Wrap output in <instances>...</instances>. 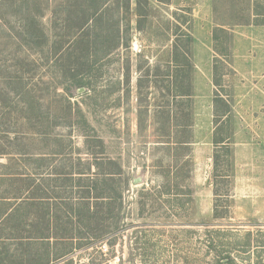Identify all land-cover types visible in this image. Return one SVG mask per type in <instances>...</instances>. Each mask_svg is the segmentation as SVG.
Listing matches in <instances>:
<instances>
[{
    "label": "rangeland",
    "instance_id": "rangeland-1",
    "mask_svg": "<svg viewBox=\"0 0 264 264\" xmlns=\"http://www.w3.org/2000/svg\"><path fill=\"white\" fill-rule=\"evenodd\" d=\"M64 1L0 0V172L99 151L128 181L114 243L53 264H264V0Z\"/></svg>",
    "mask_w": 264,
    "mask_h": 264
},
{
    "label": "trees",
    "instance_id": "trees-1",
    "mask_svg": "<svg viewBox=\"0 0 264 264\" xmlns=\"http://www.w3.org/2000/svg\"><path fill=\"white\" fill-rule=\"evenodd\" d=\"M130 1L126 0L127 10H130ZM78 2L85 24L94 16L102 18L108 7L107 0H65L63 8L72 12ZM85 24L79 26V30ZM187 96L190 97L191 92ZM226 104L228 114L230 107ZM228 138L214 142L222 144ZM57 140L60 141L59 137L53 141ZM5 153L0 152V155ZM64 153L58 149L49 154L55 160ZM91 154L96 155L100 161L97 162L100 172L96 178L91 177L90 172L93 162L80 156L75 157L72 151L64 154L63 165L50 173L53 176L50 182L44 178V172L39 171L48 162L44 154L33 159L27 158V163L24 161L28 172L15 169L17 163H1L8 172H0V246L8 241V248L3 246L0 250V264H53V261L60 260L70 263L72 261L68 256L75 249L73 247L77 246L80 237L88 238L91 244L96 241L104 244L109 236L108 242L114 243L116 236L112 234L116 235L118 229L112 228L110 220L120 214L122 201L121 196H113L112 192L118 193V187L125 179L128 181V177L124 178L122 167L114 159L107 155L103 158L100 155L104 153L99 151H92ZM30 162L36 164L34 172L27 167ZM65 192L70 193L64 196ZM92 193L94 196H91ZM92 198L95 201L93 203L90 202ZM46 200L53 203H46ZM55 208H61L63 213L52 212ZM53 214H60L70 227L64 230L54 227ZM83 222L86 227L82 226ZM210 244L211 251L213 245ZM106 248V245L101 247V254Z\"/></svg>",
    "mask_w": 264,
    "mask_h": 264
},
{
    "label": "water",
    "instance_id": "water-1",
    "mask_svg": "<svg viewBox=\"0 0 264 264\" xmlns=\"http://www.w3.org/2000/svg\"><path fill=\"white\" fill-rule=\"evenodd\" d=\"M135 181H138V179H136Z\"/></svg>",
    "mask_w": 264,
    "mask_h": 264
}]
</instances>
